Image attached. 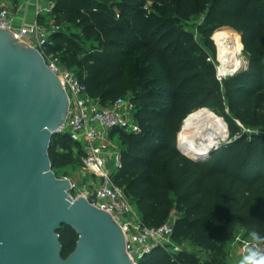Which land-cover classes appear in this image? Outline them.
<instances>
[{
    "label": "trees",
    "instance_id": "1",
    "mask_svg": "<svg viewBox=\"0 0 264 264\" xmlns=\"http://www.w3.org/2000/svg\"><path fill=\"white\" fill-rule=\"evenodd\" d=\"M49 1L63 26L49 50L89 97L107 105L128 96L135 104L139 131L112 132L122 162L114 181L145 226L175 212L172 240L198 249L172 254L156 246L138 264H229L237 229L248 240L264 235V0ZM222 27L239 32L249 65L220 80L211 37ZM203 107L222 113L231 142L195 161L178 149V134ZM83 153L68 134L52 137V169L71 157L80 167ZM58 233L67 258L79 235L67 225Z\"/></svg>",
    "mask_w": 264,
    "mask_h": 264
},
{
    "label": "water",
    "instance_id": "2",
    "mask_svg": "<svg viewBox=\"0 0 264 264\" xmlns=\"http://www.w3.org/2000/svg\"><path fill=\"white\" fill-rule=\"evenodd\" d=\"M68 106L60 79L41 53L0 28V264H133L111 214L85 197L73 198L71 180L52 169L51 140ZM224 122L226 139L206 155L188 156L179 140L178 149L195 161L209 159L231 142ZM63 225L79 235L67 258L58 233Z\"/></svg>",
    "mask_w": 264,
    "mask_h": 264
},
{
    "label": "built area",
    "instance_id": "3",
    "mask_svg": "<svg viewBox=\"0 0 264 264\" xmlns=\"http://www.w3.org/2000/svg\"><path fill=\"white\" fill-rule=\"evenodd\" d=\"M35 2L37 19L30 27L13 28L9 10L3 7L0 9V28L10 30L17 40L36 48L45 58L48 67L58 76L68 95L67 116L56 130V134H68L72 140L80 142L84 152L81 157V176H92L94 179L84 190H80L70 179L72 182L70 195L73 198L85 197L95 207L111 214L124 232L126 251L133 264H138L156 246H162L168 252L177 254L182 248L172 240L175 220L170 218L159 227L145 226L131 198L114 181V173L121 168L122 162L120 149L111 142L110 135L116 130L139 131V124L134 117V102L130 97L123 96L102 105L98 99L91 98L85 93L84 86L75 72L62 64L57 53L49 50L53 45L52 35L63 26L53 23L50 27H45L38 20V17L52 13L53 2L49 0ZM29 30L32 36L26 41L24 36ZM218 78L222 79L219 75ZM236 244L240 247L242 255L246 254V247H256L264 251V243L257 244L253 240Z\"/></svg>",
    "mask_w": 264,
    "mask_h": 264
},
{
    "label": "bare ground",
    "instance_id": "4",
    "mask_svg": "<svg viewBox=\"0 0 264 264\" xmlns=\"http://www.w3.org/2000/svg\"><path fill=\"white\" fill-rule=\"evenodd\" d=\"M213 39L218 45V70L221 76H228L245 67L239 34L235 29L219 28L214 32ZM226 137L224 119L211 109L203 107L184 119L179 132V145L187 155L204 156L212 145L224 141Z\"/></svg>",
    "mask_w": 264,
    "mask_h": 264
},
{
    "label": "rangeland",
    "instance_id": "5",
    "mask_svg": "<svg viewBox=\"0 0 264 264\" xmlns=\"http://www.w3.org/2000/svg\"><path fill=\"white\" fill-rule=\"evenodd\" d=\"M190 28L196 33V35H198V30L195 27V23H192V26ZM238 34H239V32H238ZM239 37H240V34H239ZM211 39L213 40V42L215 44V47H216V60H215V62H216L217 71H218V75H219V70H218V68H219V61H218V47H217L218 45H217L216 41L213 39V36L211 37ZM239 44H240V41H239ZM243 61H244V66L245 67L243 66L244 68H242L241 70L247 69V67L249 65V57H248V54L246 53L245 50H243ZM228 76H224V77H222V79L223 78H226ZM209 109H211L218 116L224 118L222 116V113L219 110H214L212 108H209ZM245 130L247 132H250V131H253L254 129L251 130V129L246 128ZM110 140H111V142L114 145H116L120 149L119 134H118V132H115L114 134H111L110 135ZM178 140H179V135H178ZM189 156L194 157V154L189 155ZM53 171L55 172V174L59 178H69V179L73 180L78 185V188L80 190H84L85 186L88 187L90 181H94V179H93L92 176H88V177L81 176L80 167H78L76 165V162H75V160H74L73 157H71V158H64L63 164L59 163L56 167L53 168ZM135 209L138 211V209L136 208V206H135ZM174 214H175V212L173 213V215ZM172 219L175 220L176 219V216H173ZM243 241H248V238H245L244 237V229H237L236 238L234 239V241L232 242L231 245H233V243L243 242ZM178 245L182 249L198 250L189 241H185V242H183L181 244H178ZM202 255L205 256L206 253H202Z\"/></svg>",
    "mask_w": 264,
    "mask_h": 264
},
{
    "label": "crops",
    "instance_id": "6",
    "mask_svg": "<svg viewBox=\"0 0 264 264\" xmlns=\"http://www.w3.org/2000/svg\"><path fill=\"white\" fill-rule=\"evenodd\" d=\"M3 7L8 8L11 24L15 29L30 27L37 19L35 0H0V9ZM38 20L45 27H50L53 23H55L52 13L42 15L38 17ZM31 36L32 32L29 30L28 34L24 36V40L29 41ZM243 256L244 255L241 254L240 247L237 246L236 243H233L229 251V263L235 262L240 264V260Z\"/></svg>",
    "mask_w": 264,
    "mask_h": 264
},
{
    "label": "clouds",
    "instance_id": "7",
    "mask_svg": "<svg viewBox=\"0 0 264 264\" xmlns=\"http://www.w3.org/2000/svg\"><path fill=\"white\" fill-rule=\"evenodd\" d=\"M251 238L257 244L264 243V235L259 232H252ZM245 252L240 264H264V251L256 247H246Z\"/></svg>",
    "mask_w": 264,
    "mask_h": 264
}]
</instances>
